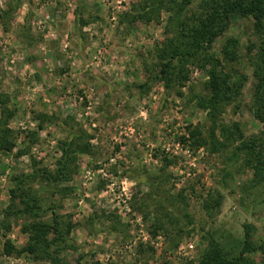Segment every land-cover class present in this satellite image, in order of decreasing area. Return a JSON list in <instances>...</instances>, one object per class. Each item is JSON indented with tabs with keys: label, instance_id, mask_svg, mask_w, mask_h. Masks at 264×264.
Masks as SVG:
<instances>
[{
	"label": "rangeland",
	"instance_id": "374dc122",
	"mask_svg": "<svg viewBox=\"0 0 264 264\" xmlns=\"http://www.w3.org/2000/svg\"><path fill=\"white\" fill-rule=\"evenodd\" d=\"M18 1L9 30L0 24V93L15 111L9 123L15 148L0 153V210L9 203L11 175L29 173L32 162L53 171L59 143L83 133L92 154L78 155L66 185L73 191L55 210L73 225V248L63 253V264H196L208 244L203 237L237 252L247 226L254 244L264 243V194L243 193L251 172L181 141L188 128L204 126V115L186 96L203 73L189 68L182 89L167 90L153 80V53L165 41V14L148 25L121 24L138 0H0V8ZM227 37L241 45L253 39L247 24L235 18L216 43L217 52ZM239 69L248 81L238 108H228L222 121L239 123L251 138L264 124L250 112L252 68ZM38 115L57 121L40 129ZM25 149L28 155L15 158ZM164 160L173 164L161 173ZM227 169L230 176L223 183ZM216 191L221 207L215 212L211 204V216L204 207ZM157 197L169 211L180 212L177 222L161 216ZM158 219L164 230L153 235ZM27 222L11 219L9 230H0L5 237L0 264H48L3 255L4 241L17 250L27 244L21 231ZM251 257L261 264L259 255Z\"/></svg>",
	"mask_w": 264,
	"mask_h": 264
},
{
	"label": "trees",
	"instance_id": "16d2710c",
	"mask_svg": "<svg viewBox=\"0 0 264 264\" xmlns=\"http://www.w3.org/2000/svg\"><path fill=\"white\" fill-rule=\"evenodd\" d=\"M19 4L18 1L17 5H8L6 10L0 8V24L4 32L9 30ZM162 14L166 16L165 41L154 48L156 73L153 80L163 82L167 90L182 89L188 82L189 68L203 73V80L188 87L186 96L187 102L204 115V126L202 129L200 126L188 128L187 136L181 141L190 143L192 148H202L210 155L224 156L232 166L248 169L251 178L246 181L243 193L248 190L264 194V129L246 138L239 123L226 124L222 121L228 108L232 107L235 111L240 104L242 90L248 81L239 69V65L244 64L246 68H252L250 112L264 124V0H138L131 6L130 12L122 15L120 23L148 25L158 22ZM234 18L247 24L253 39L248 38L245 45H241L238 38L227 37L217 52L215 45L224 37ZM178 96L183 97V94L178 93ZM9 103V98L0 93V153L6 154H11L15 148L14 132L9 128L15 111L9 109ZM37 118L40 129L45 123L57 121L47 115H38ZM71 120L69 118L68 122ZM35 136L31 134L32 139ZM87 139V135L76 133L59 143L61 156L53 171L39 168L32 162L29 173L21 172L9 177V203L4 210H0L3 216L0 230L8 231L11 219L27 218L29 222L22 226L21 231L27 235L28 241L20 250L12 247L9 241H4V256L25 255L33 261L63 264V253L73 248L69 239L73 225L55 210L58 202L73 191L66 185L74 176L78 155L92 154ZM28 154V149L21 150L15 158ZM172 164V161L164 160L160 172H166ZM229 176L227 169L221 179L223 183ZM215 195L214 198L210 196L204 207L211 216L214 215L210 212L211 204L215 212L221 207L219 191ZM157 198L161 216L167 217L171 224L177 222L180 212L169 211L167 203L163 204ZM153 228V235L164 230L163 221L155 220ZM245 228L237 252L225 249L211 237H203L208 244L196 264H257L251 257L254 254L259 255L261 264H264V243L255 245L250 227ZM182 232L179 229L178 238ZM1 238L5 237L0 233ZM175 248L176 243L171 249Z\"/></svg>",
	"mask_w": 264,
	"mask_h": 264
}]
</instances>
